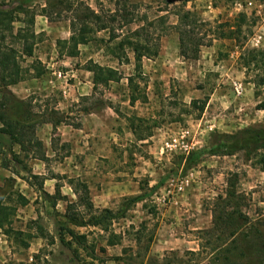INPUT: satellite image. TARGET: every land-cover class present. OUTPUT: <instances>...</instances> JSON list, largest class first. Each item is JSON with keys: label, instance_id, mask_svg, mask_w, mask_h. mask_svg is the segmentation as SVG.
<instances>
[{"label": "rangeland", "instance_id": "374dc122", "mask_svg": "<svg viewBox=\"0 0 264 264\" xmlns=\"http://www.w3.org/2000/svg\"><path fill=\"white\" fill-rule=\"evenodd\" d=\"M79 1L103 14L118 11V20L111 24L117 38L109 42V30L95 32L87 44L79 46L76 55H60L61 50L70 49L57 44L58 36L38 33L34 56L21 58L23 75L29 80L32 75L45 72L40 57L47 63L66 60L68 63L60 68L63 72L72 71L73 79L87 76L85 67L90 62L118 71L121 79L98 85L92 96L72 108L74 114L67 122L77 125L83 112L89 114L110 106L115 112L112 120L118 139L112 145L113 157L104 169L106 167V174H113L115 180H124L130 190L129 196L116 203L114 211L122 209L128 198L142 195L145 199L133 205L124 217L110 223L108 230L77 232L84 235V239L65 235L63 243L57 235L56 239L47 236L41 246H36L35 254L21 247L20 240L18 244L0 240V264H221L224 250L233 251L235 245L231 239L222 241L225 235L214 228L213 211L234 186L245 198L243 214L252 223L264 227V172L258 159L248 158L244 152L234 156H210L198 167L184 171L183 158L188 152L177 143L184 142L193 151L207 146L216 132L233 134L245 128L264 127V109L259 108L264 103V87L254 83L264 75L263 62L253 61L247 66L244 60L250 58L247 51L264 49V0H76ZM0 3L16 5L15 0H0ZM184 4L186 10L194 12L207 24L206 29H210L206 38L210 44L200 47L196 60L180 56L176 26L178 10ZM33 5L40 10L46 0L35 1ZM64 10L62 17L72 16L73 12ZM125 13L127 20L121 17ZM242 13L249 16L253 26L250 32L244 28L247 40L238 43L227 38L222 32L225 29L219 26L235 23ZM60 22L70 25L68 20ZM21 26L20 23L15 25L16 28ZM136 30L148 31L155 39L151 45L154 47L157 39L161 46L157 58L143 60L140 71L136 70L132 48L127 44L117 48L123 38L130 37ZM14 47L22 49L19 44ZM131 76H137L138 83L139 96L134 104L130 103L132 92L128 86ZM239 88L242 89L240 96L237 95ZM57 93L60 92L55 88L42 91L41 94L49 95L45 100L47 106H52L50 99L56 98ZM25 101L32 103L36 121L47 119L35 116L42 104H33L30 99ZM174 143L176 146L171 148ZM185 177L190 182L180 205L186 203V196L193 194L192 200L187 199L191 200L194 215L170 218L169 212L164 211L171 206L168 199L164 201L165 191L170 180ZM157 185L159 187L155 188ZM37 205L44 206L40 201ZM76 210L87 219L92 215L79 203ZM95 211L100 210L94 208ZM23 217L24 214L16 218V228L26 229L31 224ZM41 219L55 235L60 220L58 214L53 213L48 219L44 215ZM165 235L170 239L182 237L186 242L178 247L177 244L165 246L159 242ZM190 239L198 242L188 243ZM193 248L199 250H189ZM230 260L234 262L229 264L242 263L235 254Z\"/></svg>", "mask_w": 264, "mask_h": 264}, {"label": "trees", "instance_id": "16d2710c", "mask_svg": "<svg viewBox=\"0 0 264 264\" xmlns=\"http://www.w3.org/2000/svg\"><path fill=\"white\" fill-rule=\"evenodd\" d=\"M16 5L9 6V3H0V155L4 161L12 164L15 174L29 183L39 197L56 206L58 200L64 197L61 194L60 186H57L54 196L48 195L43 191L42 184L38 181V177L32 174L31 169L20 158L15 151L18 146L21 151L34 153V156L44 157L43 143L36 136V121L33 117V106L29 101L20 99L13 91L12 87L25 80L21 67V58L34 56L35 41L38 33L35 31V22L38 15L44 16L49 22L70 21L71 36L68 40H58L57 44L63 48H69V51L61 50L60 55L72 54L76 55L78 48L82 44H87L91 35L95 32L110 31L109 42L114 41L117 36L111 24L118 20V11H110L106 14L94 10L85 2H76L71 0H46V5L39 7L40 10L33 5L38 0H15ZM171 1V0H167ZM186 4L178 10V24L176 26L179 34L180 56L185 60H196L200 55V47L210 44L206 38L208 37L207 24L200 21L196 14L190 10H186ZM38 9V10H37ZM66 9L73 12L69 18L62 17V12ZM126 13L122 18L127 20ZM20 23L22 26L16 28L15 25ZM253 23L249 16L245 13L240 14L235 23H224L219 27L225 29L222 31L229 39H233L238 43L241 40H247L248 33H244V28L251 31ZM204 32V33H203ZM244 35V36H243ZM134 37V39H133ZM9 40H12L11 43ZM155 39L146 30H136L131 33L130 37L123 38L117 48L124 47L125 44L132 48L134 53L136 70L142 69V63L145 58L155 59L158 57L161 46L159 42L151 45ZM19 44L21 50L14 46ZM244 42L241 43V46ZM250 58L247 66L252 62H263L264 66V49L247 51ZM85 69L93 73L95 88L98 85H108L111 82H118L121 79L118 71L111 67H104L98 63L90 62ZM42 72H38L36 76H40ZM142 74V73H141ZM264 74V73H263ZM141 76V75H140ZM137 76H131L128 79V86L132 92L130 103L134 104L138 100V83ZM257 87H264V75H261L258 81L254 82ZM264 109V103L259 107ZM36 116V115H35ZM67 122L61 118L59 123ZM136 131V129H135ZM136 134V132H135ZM239 152H244L248 158L255 157L259 161L261 170L264 172V127L245 128L233 134L216 132L212 135L210 143L198 150H193L186 155L183 160L184 171L194 169L201 165L207 157L210 156H234ZM8 156L10 159H8ZM24 174V175H22ZM83 194L79 198V202L69 203L64 220H58V230L53 234L52 238L58 236L63 243L65 235L72 238L84 239V235H79L70 225L78 227H97L108 230L110 223L125 216L126 212L135 204L143 201L145 196H137L128 198L122 209L114 211L111 209H103L94 212V206L90 198L88 187L80 183ZM157 185L155 188H158ZM222 202L216 205L213 211V226L221 230V235H225L223 242L231 239L234 243V250L227 248L221 257V264H229L234 261L230 260L232 255H236L241 264H264V227L260 223H252L242 210L245 198L239 194L234 186L230 187L225 198H221ZM8 202L0 200V228L9 236H14L16 240H20L21 247L27 248L29 243L24 238L22 231L14 230L11 226L13 218L16 214L17 207L12 205L17 202L21 206L29 204V201L21 194L17 197L8 196ZM78 203L85 205L91 216L87 219L84 213L76 210ZM58 214V213H57ZM58 216H61L58 214ZM45 231L40 228V232ZM27 234V233H26ZM57 235V236H56ZM27 237L31 238L30 234ZM221 240V238H220ZM112 244V242H109Z\"/></svg>", "mask_w": 264, "mask_h": 264}, {"label": "crops", "instance_id": "0c3cea01", "mask_svg": "<svg viewBox=\"0 0 264 264\" xmlns=\"http://www.w3.org/2000/svg\"><path fill=\"white\" fill-rule=\"evenodd\" d=\"M35 30L36 33L55 34L59 40H67L71 34L68 22L53 23L40 15L36 17ZM38 59L45 66V72L39 77L32 75L29 80H24L11 89L20 99H30L33 104H42L40 108H37L38 113L35 112V115L47 117V119L39 120L36 124V136L43 143L45 158L34 156V153L23 152L18 146L15 147V151L31 169L32 174L38 177L43 191L50 196H54L57 186H60L64 198L58 200L56 206H53L49 200L39 197L35 188L29 185L22 176L15 174L12 167H10L12 164L6 160L4 161L0 155V192H2L0 200L5 203L8 202L9 195L16 198L17 194H21L29 201V204L25 206L13 202L17 207V211L11 227L24 233L23 237L29 243L26 250H29L32 254L37 252L35 251L36 246H41L47 240V236H53L49 231V224L41 221V217L45 215L48 219L52 217L53 213H58L61 215L58 216V219L64 220L62 216L66 214L68 204L79 202V198L83 194L82 188L79 186L80 183L88 187L95 210H114L116 203L130 195L129 186L125 184L126 182L115 180L113 174H106L108 170L106 167L104 169V165L113 157L112 145L118 139L115 138L112 120V116H115L114 110L110 106H105L104 108L92 110L89 114L83 112L77 125L70 122L59 123L60 118L58 115L67 121L68 117L74 114L72 108L79 105L84 98L93 95L95 82L91 72L87 71V76L73 79L75 75H72V71L63 72L60 68V66H65L68 63L66 60L58 59L47 63L41 57ZM54 88L57 91L59 90L60 93H57L56 98L52 97L50 99L53 104L49 107L45 101L49 98V95L41 93L46 89ZM38 91L41 93H37ZM32 110L34 109L32 108ZM8 159H10L9 156ZM185 194L177 197L167 210L164 209V211L169 212L170 218L178 219V216L181 215H194L191 205L193 194L190 195L191 197L186 196L184 199L186 203L180 205ZM187 198H191V200L189 201ZM39 201L43 202L44 206H38ZM22 214H24L23 218L26 221L31 222L29 226L25 227L26 229L15 227L16 218H21ZM70 227L82 234L84 230L97 229V227L91 226L78 227L70 225ZM40 228L45 231L47 236H44L42 231L40 232ZM26 233L30 234L31 238L27 237ZM0 240L9 244H18V240L14 236L7 235L1 228ZM159 242L165 244V246L177 244L178 247L186 240L182 237L170 239L168 235H165ZM197 242L191 239L188 241V243ZM189 250L196 252L199 249Z\"/></svg>", "mask_w": 264, "mask_h": 264}, {"label": "built area", "instance_id": "2783aa9c", "mask_svg": "<svg viewBox=\"0 0 264 264\" xmlns=\"http://www.w3.org/2000/svg\"><path fill=\"white\" fill-rule=\"evenodd\" d=\"M251 5L253 3H250ZM61 76V75H60ZM237 95H242V89L239 88L237 89ZM171 148H173L175 145L172 144L170 145ZM177 146H180L181 149L185 148V151L188 152H191L190 151V147L186 144V143H182L180 145V143H177ZM190 182L189 178L188 177H185V178H179V179H173V180H170L169 183H168V186H167V189L165 191V197H164V201L166 202V200L168 199L169 202L172 204V202L179 196L183 195L184 193H186L187 191V184ZM114 264H126L125 262H117V263H114Z\"/></svg>", "mask_w": 264, "mask_h": 264}]
</instances>
